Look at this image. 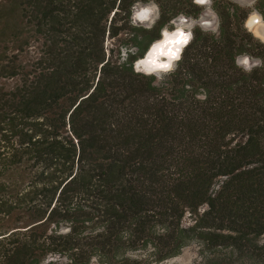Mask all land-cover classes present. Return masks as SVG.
Masks as SVG:
<instances>
[{"label": "trees", "instance_id": "trees-1", "mask_svg": "<svg viewBox=\"0 0 264 264\" xmlns=\"http://www.w3.org/2000/svg\"><path fill=\"white\" fill-rule=\"evenodd\" d=\"M136 2L0 0V264H150L191 243V264H264V44L213 1L215 32L137 75L175 4L201 8L156 0L148 31ZM121 33L125 64L105 47Z\"/></svg>", "mask_w": 264, "mask_h": 264}, {"label": "clouds", "instance_id": "clouds-1", "mask_svg": "<svg viewBox=\"0 0 264 264\" xmlns=\"http://www.w3.org/2000/svg\"><path fill=\"white\" fill-rule=\"evenodd\" d=\"M196 5H208L211 0H193ZM130 23L133 27H142L145 30L151 31L161 18L160 6L155 0H149L147 6H140L139 0L131 6ZM155 13V15H153ZM188 22V18L183 14L170 19L161 29L159 39L153 40L144 53L143 57H138L131 62L133 72L137 75L145 77L151 76L153 73L170 72L175 68V62L183 59L184 50L194 40L195 36L191 31L192 26ZM202 28L211 26V21L201 19ZM170 25H176L173 31H169ZM188 27L189 31L184 28ZM244 27L253 35L254 38L264 43V17L259 13L253 12L244 22ZM105 47H108V41H105ZM129 51L136 55L139 49L135 46H121L120 48V63L128 62ZM251 58L244 55L243 59L237 58V66L244 65L247 68L260 63L256 60L253 65H249ZM190 87V86H189ZM197 99L203 101L207 98L206 93L197 94ZM51 258V257H50Z\"/></svg>", "mask_w": 264, "mask_h": 264}, {"label": "rangeland", "instance_id": "rangeland-1", "mask_svg": "<svg viewBox=\"0 0 264 264\" xmlns=\"http://www.w3.org/2000/svg\"><path fill=\"white\" fill-rule=\"evenodd\" d=\"M222 1H228V0H222ZM253 1L254 0H236V2H238L241 5H245V6H249ZM155 2H156V0H155ZM139 4H140V6H147L149 4V0H143V1L139 2ZM170 4L172 5V3H170ZM175 5L176 6H174V7H176V8H182L184 6L183 4H175ZM201 7H202L201 13L197 17H190V16H185V17L188 18V22L190 24L193 21H195V24L192 26V28L193 27H199V29H201L202 31H205V32H210V33L215 32L216 28H217V25H218L217 15L211 9L210 4L203 5ZM253 12L258 13L255 9H251V11L249 13H253ZM153 15H155V13ZM179 15H181V14H179ZM179 15H177V16H179ZM201 19L211 21V26L207 27L206 29L202 28L201 24H200V20ZM175 27H176V25H170L171 29H169V30L173 31L175 29ZM184 30L187 32V31H189V28L185 27ZM125 37H126V35L121 33L115 39H106L108 41V47L112 46L113 49H115V47L120 49L121 48V42H122L121 39H123ZM243 57L244 56H241L239 58L243 59ZM255 61H256V59L251 58L249 60V65L250 66L253 65ZM240 67L243 68V69H249V68H247L244 65H240ZM163 73L164 72L153 73V74L155 75V77L159 78V77H161V75ZM183 223L184 224L190 223V216H188V214H186L184 216ZM197 251H198L197 246L195 244L191 243V244L183 247L177 255H175L173 257H170V258H167V259H164L162 261H159V262H156V263H150V264H191L192 262L198 260ZM88 264H102V263L97 262V260L93 258Z\"/></svg>", "mask_w": 264, "mask_h": 264}, {"label": "flooded vegetation", "instance_id": "flooded-vegetation-1", "mask_svg": "<svg viewBox=\"0 0 264 264\" xmlns=\"http://www.w3.org/2000/svg\"><path fill=\"white\" fill-rule=\"evenodd\" d=\"M213 1H218L219 3H221V2H223V4H224V1H222V0H211V3H210V6H211V9L214 11V13L216 14V12H215V9L212 7V4H213ZM229 2H233V3H236V4H238L241 8H244L245 10H246V15H245V17H244V19H243V26H244V22H245V20L248 18V16L250 15V14H252V13H249L250 11H251V9H255L262 17H264V0H254L249 6H245V5H241V4H239L238 2H236V0H228ZM192 2H193V0H192ZM217 2V3H218ZM201 9H202V7L200 6V5H198ZM173 11H179L174 17H176L177 15H179V14H183L184 16H187V15H185L184 14V11H188L189 9H187L186 7H182V8H177L176 9V7L175 8H173L172 9ZM200 13H201V10H200ZM199 13V14H200ZM198 14V15H199ZM197 15V16H198ZM190 17H192V16H190ZM173 18V17H172ZM172 18H170V19H172ZM169 19V20H170ZM168 20V21H169ZM245 28V27H244ZM169 29H171L170 28V26H169ZM246 29V28H245ZM216 30H217V28H216ZM247 30V29H246ZM170 31V30H169ZM191 31H192V29H191ZM248 31V30H247ZM171 32V31H170ZM249 32V31H248ZM250 33V32H249ZM251 34V33H250ZM252 35V34H251ZM159 36H160V31H159V35H158V38H159ZM252 37H253V35H252ZM157 38V39H158ZM254 38V37H253ZM254 39H256V38H254ZM256 40H258V39H256ZM259 42H261L260 40H258ZM262 43V42H261ZM264 44V43H263ZM241 56H244V55H241ZM241 56H238V57H236V61H237V58H239V57H241ZM251 58V57H250Z\"/></svg>", "mask_w": 264, "mask_h": 264}, {"label": "water", "instance_id": "water-1", "mask_svg": "<svg viewBox=\"0 0 264 264\" xmlns=\"http://www.w3.org/2000/svg\"><path fill=\"white\" fill-rule=\"evenodd\" d=\"M159 38H161V37L159 36ZM159 38H158V39H159ZM149 45H150V43L148 44V46H149ZM148 46L145 48L144 52L142 53V55H141L140 57H143L144 53L147 51ZM136 59H137V58H136ZM136 59H135V60H136Z\"/></svg>", "mask_w": 264, "mask_h": 264}]
</instances>
